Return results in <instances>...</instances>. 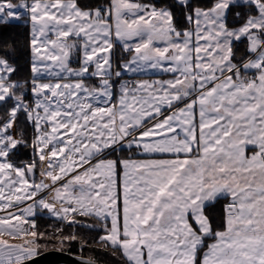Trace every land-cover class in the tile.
<instances>
[{
  "label": "snow or ice",
  "instance_id": "6c2138e0",
  "mask_svg": "<svg viewBox=\"0 0 264 264\" xmlns=\"http://www.w3.org/2000/svg\"><path fill=\"white\" fill-rule=\"evenodd\" d=\"M10 24L31 75L0 56V233L26 204L99 221L126 264H264V0H0Z\"/></svg>",
  "mask_w": 264,
  "mask_h": 264
},
{
  "label": "trees",
  "instance_id": "16d2710c",
  "mask_svg": "<svg viewBox=\"0 0 264 264\" xmlns=\"http://www.w3.org/2000/svg\"><path fill=\"white\" fill-rule=\"evenodd\" d=\"M152 2V0H147ZM90 2H100V0H90ZM118 55H125L122 50L116 46ZM0 56H6L10 62L14 63L18 69L17 78L26 79L30 77V60L31 54L29 51V28L23 24L0 25ZM27 136L31 137L33 130L30 125L26 128ZM133 153H123V158H127ZM15 161H31V149H21L14 157ZM78 222H67L62 219L53 218L46 214L44 210H40L34 217L37 225V233L44 236L37 238L39 253L51 248L52 237L68 236L74 237L65 239L59 249L77 253L84 256H89L103 264H126L117 250L103 248L100 240L103 232L98 229H93L85 226V221L88 224L96 223L94 218L75 217ZM88 243V244H87Z\"/></svg>",
  "mask_w": 264,
  "mask_h": 264
},
{
  "label": "rangeland",
  "instance_id": "374dc122",
  "mask_svg": "<svg viewBox=\"0 0 264 264\" xmlns=\"http://www.w3.org/2000/svg\"><path fill=\"white\" fill-rule=\"evenodd\" d=\"M74 67H77L78 65L77 64H73ZM127 78V77H126ZM87 83L89 84H96L97 81L95 79H89L87 81ZM37 178L39 179V176L37 174ZM49 196H52V195H49ZM46 199L48 200H51L50 197H46ZM26 206V204H21L19 206L18 209H13L11 211H13L15 213L14 217L11 219L10 223L16 227H19L21 229H23L24 233L23 235H19V236H11L9 235L7 232H3V233H0V239L2 240H7L9 242V244H13V245H17V244H26L27 242L29 241H35V243L31 244L30 246L37 249L38 248V242H37V238L41 237V236H44L43 234L41 233H37V231L35 230L34 232H36V236L33 237L32 235H30L31 232H33L32 230L26 228L24 226V222L27 221V220H30V221H35L34 217L35 215L40 211L39 209L36 210L35 214L32 215V216H27L26 214H23L22 213V209ZM61 205L59 203H57V208H59ZM47 212V215L49 216H53V217H56L54 216L51 212L49 211H46ZM0 215H4L6 216L7 213H4V212H0ZM56 218H60V217H56ZM76 222H78L79 220L77 218H73ZM73 222V221H72ZM103 236V234L101 235ZM70 238H74V237H68V236H54L52 237V245H51V248H60L62 245H64V243H62L65 239H70ZM103 243V242H102ZM88 244V243H87ZM102 247L105 249H109L111 250L112 248H109L107 247L104 243L102 245ZM112 251V250H111ZM37 252V250H36Z\"/></svg>",
  "mask_w": 264,
  "mask_h": 264
},
{
  "label": "water",
  "instance_id": "95a60500",
  "mask_svg": "<svg viewBox=\"0 0 264 264\" xmlns=\"http://www.w3.org/2000/svg\"><path fill=\"white\" fill-rule=\"evenodd\" d=\"M88 261H94V264H103L92 257L59 248H50L36 253L26 264H87Z\"/></svg>",
  "mask_w": 264,
  "mask_h": 264
},
{
  "label": "crops",
  "instance_id": "0c3cea01",
  "mask_svg": "<svg viewBox=\"0 0 264 264\" xmlns=\"http://www.w3.org/2000/svg\"><path fill=\"white\" fill-rule=\"evenodd\" d=\"M143 2H150V1H147V0H143ZM119 48H120V46L119 45H117ZM121 49V48H120ZM122 50V49H121ZM138 78H146V77H138ZM153 78H155V77H153ZM159 78H161V79H167V78H169L167 75H164V76H160ZM132 156V158H134V159H138V160H140V159H147L148 157H146V156H139V155H135V154H133V155H131ZM128 158V157H127ZM48 197H50V199H52V196H48ZM45 212L47 211V210H44ZM46 214H47V212H46ZM51 217H53V216H51ZM53 218H56V217H53ZM57 219H62V220H65V221H67V222H72L73 221V218L72 217H69V218H57ZM103 235H104V233H103ZM105 244V243H104ZM106 245V244H105ZM107 247H109V248H112V247H110L109 245H106ZM118 251V250H117ZM119 252V251H118ZM119 254H120V256L124 259V257L121 255V253L119 252Z\"/></svg>",
  "mask_w": 264,
  "mask_h": 264
},
{
  "label": "built area",
  "instance_id": "2783aa9c",
  "mask_svg": "<svg viewBox=\"0 0 264 264\" xmlns=\"http://www.w3.org/2000/svg\"><path fill=\"white\" fill-rule=\"evenodd\" d=\"M24 226L32 231H35L37 229L36 223L30 220L25 221Z\"/></svg>",
  "mask_w": 264,
  "mask_h": 264
}]
</instances>
